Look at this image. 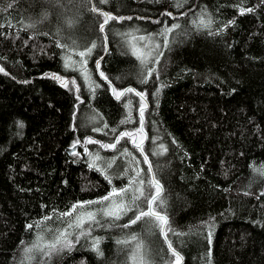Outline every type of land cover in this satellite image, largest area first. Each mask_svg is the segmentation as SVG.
<instances>
[{"label": "trees", "instance_id": "obj_1", "mask_svg": "<svg viewBox=\"0 0 264 264\" xmlns=\"http://www.w3.org/2000/svg\"><path fill=\"white\" fill-rule=\"evenodd\" d=\"M51 7L61 8L65 33L74 35V26L81 47L95 44L85 58L91 88L61 69L70 46L44 18ZM241 8L253 11L241 15ZM101 13L117 17L104 32ZM129 31L160 45L146 64L133 55ZM0 69V264H131L133 253L147 249L139 244L146 224H156L147 246L153 264H174L169 243L180 264H264L262 0H0ZM113 88L144 93L142 133L140 97L118 100ZM122 132L135 135L115 149L100 147ZM74 144L75 154H67ZM133 169L145 181L134 213L104 217L96 228L63 224L55 249L47 245L31 261H18L41 226L126 187ZM153 177L162 187L154 208L168 217L166 237L150 218L123 227L147 210ZM96 239L102 254L92 249Z\"/></svg>", "mask_w": 264, "mask_h": 264}, {"label": "snow or ice", "instance_id": "obj_2", "mask_svg": "<svg viewBox=\"0 0 264 264\" xmlns=\"http://www.w3.org/2000/svg\"><path fill=\"white\" fill-rule=\"evenodd\" d=\"M101 2H104V0H101ZM262 2H264V0H262ZM93 11H97V10L94 8ZM252 11H253L252 8H247V9L241 8L240 9V14L243 15V14H245V12H252ZM101 14L104 16V20H103V23L100 24V31L104 32L105 25H107L110 20H116L117 17L111 16V15H109L107 13H101ZM229 23L231 24L232 22L230 21ZM200 24L203 27H208V25L205 24L203 22V20L200 21ZM178 27H179V25L177 24V25H173L172 27L166 28L165 29V33H171L174 28H178ZM161 35H164V33H161ZM139 39L140 40H145L146 37L141 36V37H139ZM168 46H169V41L167 39V36L165 35L164 47H168ZM145 47H147V45ZM154 47L155 48H159L160 45L159 44H155ZM93 48H95V44L92 45V48H88L86 51H81V52L77 53L80 56V58H81L80 63H81L82 66L87 63V61L84 58L87 55L91 54ZM151 54H152L151 51L145 53V52H143L141 50H138V49H135V48L133 50V55H135L137 57V59L140 60L141 64H146L147 63V58ZM160 55H163V53H160ZM75 63L76 62L72 60L71 56H69V57L65 58L64 66H65L66 69H69V68H72ZM99 66H100L99 61H97V68H99ZM0 71H2V69H0ZM154 71H155L154 68L150 69L149 72H148V75L151 76L152 72H154ZM84 75H85V79H88L86 70L84 72ZM100 75H101L102 78L107 79L106 77H104V73L103 72H101ZM52 78L60 80V77H58V76H53ZM60 82H61L62 86H65V87L67 86V84L64 81L61 80ZM142 82L146 83L147 82V78H145ZM73 83H75V81H73ZM157 91H159V90H157ZM125 93H134L135 95L140 97L141 128L138 129L137 132L142 133L143 132V117H144V111L143 110L146 107V105L144 103L145 95H144L143 92H136L135 89H133V88H127V89H124L123 91H117L115 88H113V95L118 100L122 96H124ZM22 126L23 125L21 124V127ZM134 135L135 134L131 133V132H122V133H120L119 137H117L116 143L101 144L100 147L104 148V149H115L117 144H119L120 139L125 138V137H134ZM86 143H97V142L89 139L88 141H86ZM132 143H133L134 147L137 148V150H139V151H141V153H143V149L141 147L142 141H141V143H136L135 139H133ZM73 147H75V144L73 145ZM161 149H163V145H161ZM124 154L125 155H131L130 153L127 152V150H125ZM99 159H100V157H99V155H97L95 157L93 163L90 164L89 167L90 168L95 167V160H99ZM133 159H135V158L133 157ZM114 162H115L114 160L112 162H110L108 164V167L111 168L112 167V163H114ZM144 163H148L147 156L144 157ZM97 170L103 171L101 169H97ZM133 171L135 172V175L132 176L129 179L128 185L126 187L120 188V189L113 188L112 191L108 195L102 197L98 201H88V202L74 204L72 206L71 211L64 212L61 215L62 216H70L72 214V212H74L77 208H84L85 204H93V203L103 204L105 202H109L108 206L106 208L102 209L103 215L105 217H109V218H111L113 220H117V221L120 220L122 215H126L127 212L131 210V208L124 203V198L129 192L133 193V195L131 197V200H132L133 203L136 202V201L141 200V198L144 197L143 185L145 184V181L143 179H139V177H140V172L139 171H137L135 169H133ZM149 172H151V167H149ZM124 174L127 175V169L125 170ZM261 174L264 175V171H262ZM105 178L108 179L107 176H105ZM109 183H111L110 179H109ZM147 183L152 188L155 189V192L150 197L146 198L147 199V205H148L147 210L146 211H144V210L139 211L138 214L135 215V218L131 219L128 224H124L123 227L124 228H128V227H130V225L136 224L138 221H141L144 218H150V219H153L154 221L157 222V226L159 227L160 234L164 235L166 237L167 233L165 232V227L169 223L168 217L165 216V215H161V213L159 211L155 210V208H154V204L160 198L162 187L160 185V182L158 180H156L154 177H153L152 180L148 181ZM133 185H136V186L133 187ZM85 216H86V219H85ZM45 219H51V217H45ZM86 221L99 223V221H97V218H96V213L87 212L84 215H79V216L76 217L75 227L81 228L82 225ZM72 226H73L72 224L69 225V227H72ZM32 227H33V225H28L29 229H31ZM82 234H84V233H82ZM64 235H65V233H61L60 234L61 237L64 236ZM211 236H212V233L210 231L209 232V237H208L209 238V243H211ZM131 239L132 240H136V237L132 236ZM127 242L128 241H117V243H121V244L127 243ZM59 243H60V237H57L56 243L51 245L50 247L55 249L56 248V244H59ZM99 244H100V240L99 239L94 240L93 244H92V249L94 251H97L98 254H102V253H100V250H99ZM139 247H140V245H137V249H139ZM168 249L171 252V255L175 258L174 259V264H180L181 256L173 248L171 243L168 244ZM25 251H29V249H25ZM137 258H138V254H137ZM140 264H143L142 259H140Z\"/></svg>", "mask_w": 264, "mask_h": 264}, {"label": "rangeland", "instance_id": "obj_3", "mask_svg": "<svg viewBox=\"0 0 264 264\" xmlns=\"http://www.w3.org/2000/svg\"><path fill=\"white\" fill-rule=\"evenodd\" d=\"M51 1H54V0H51ZM61 14H62L61 8L51 7V8H49L48 14L44 16V18L47 21H50V23L54 22V26H58L60 32L62 33V35H64L66 37L67 43L70 46V48L67 51V54L64 56V58L62 60L63 61V67H61V69L63 72L75 73L78 77H80V79L82 80L85 87L91 88V85L89 84V82L91 81V76H90L89 72L87 71L86 64H84L83 66L81 65V63H80L81 58L77 53H79L81 51H86L88 48H92V47H87V49H84L83 47H81L83 45L82 40H81V36L77 32H75L74 26H72V32L75 36L74 35H67V33H65L64 27H63L64 18H62ZM129 33L133 38V40H129V41L132 44H136V46L134 47L135 49L141 50L145 53H147V51H145V49H149V51H151V53L153 54V52L155 50L153 48L154 42H153L152 37L146 36L145 40H140L139 37H141V36L135 37L133 35V31H129ZM68 36L70 37V40H68ZM143 37H145V36H143ZM146 45H147V47H145ZM134 48H133V50H134ZM69 56H71L72 60L75 61L76 63L73 65L72 68L66 69L64 66L65 58H67ZM85 58H87V56ZM85 70H86L88 79H85V75H84ZM61 80L67 84V82L64 78H60V80H57V81L61 86H62V84L60 82ZM63 87H65V86H63ZM82 152L83 151H81V152L78 151V154L82 153ZM132 194L133 193L129 192L124 198V203L126 205H128L131 208V210L128 211L126 215H122L121 219L128 217L129 214L134 213L136 211V209L140 206V204L138 202H134V203L132 202V200H131ZM108 203L109 202H105L103 204H94L91 208L85 209L83 211L82 210L74 211V213L70 217H66L67 219H62L59 222L56 219H53L50 222L45 223L43 226H41V228L38 232V235L34 239L33 249H30L29 251L22 250L20 255H19L18 261L19 262L31 261L33 259V252L35 250H37L38 248H41V247H45L47 245L55 244L57 237H60V239H62L63 236L61 237L60 235H57L56 232L63 227V224H68V228H69V225L72 224L73 226L70 227L69 230H72L73 228H77V227H75V220H76V217L79 215H84L87 212H94V213H96L97 221H100L102 218L105 217L102 213V209L106 208L108 206ZM85 219H86V216H85ZM85 223H87V224H89L95 228H96V226H98V223H96V222L86 221ZM155 230H156V224L154 225L153 228L149 227L148 224L143 226L142 231H141L142 232L141 241H139V244L144 245L147 249L146 250L142 249V254H141L140 250L133 253V255L131 256V264H140V259H142L143 264H153V261L148 260V258H149L148 257V247L150 246V242H151V239H150L151 233L154 234ZM137 254H138V258H137Z\"/></svg>", "mask_w": 264, "mask_h": 264}, {"label": "water", "instance_id": "obj_4", "mask_svg": "<svg viewBox=\"0 0 264 264\" xmlns=\"http://www.w3.org/2000/svg\"><path fill=\"white\" fill-rule=\"evenodd\" d=\"M76 149H77V145H75V147L72 146L70 148H66L65 152L67 154H71V153H74L76 151ZM84 156H85V149L83 148L82 157H84Z\"/></svg>", "mask_w": 264, "mask_h": 264}]
</instances>
